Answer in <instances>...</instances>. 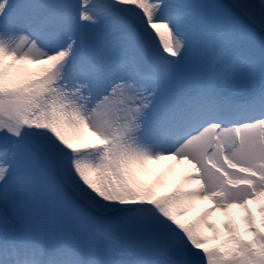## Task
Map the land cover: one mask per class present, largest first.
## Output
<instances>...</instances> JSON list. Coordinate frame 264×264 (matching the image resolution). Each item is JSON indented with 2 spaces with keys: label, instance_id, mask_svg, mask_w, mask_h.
I'll return each mask as SVG.
<instances>
[{
  "label": "snow or ice",
  "instance_id": "6c2138e0",
  "mask_svg": "<svg viewBox=\"0 0 264 264\" xmlns=\"http://www.w3.org/2000/svg\"><path fill=\"white\" fill-rule=\"evenodd\" d=\"M0 264H264V0H0Z\"/></svg>",
  "mask_w": 264,
  "mask_h": 264
},
{
  "label": "bare ground",
  "instance_id": "6f19581e",
  "mask_svg": "<svg viewBox=\"0 0 264 264\" xmlns=\"http://www.w3.org/2000/svg\"><path fill=\"white\" fill-rule=\"evenodd\" d=\"M182 166H183V164H179L175 160H172V159H167V160H163V161H151V162H149L150 172H149V174H147L145 176V179H147L149 177V175H155V174L159 175L160 177L158 178V180L163 181V184L159 190L161 192H165L168 190V188L174 182V180L171 181V177H173L175 179V178H177V176H180L182 174L181 171L179 170V168H182ZM176 169H178V170L176 171ZM188 171L189 170H186V172H188ZM193 184H194V182H188L185 184V186L186 187L193 186ZM207 206L208 205L205 204V201H197L196 202V208H194V210L190 211L189 214L194 212L195 215L197 216ZM211 215H212V217H218L221 221L226 218L223 216V214H221L219 212L212 213ZM241 216H242V211L240 209H238L236 212L237 219L240 220ZM240 224H242L241 221H240Z\"/></svg>",
  "mask_w": 264,
  "mask_h": 264
},
{
  "label": "rangeland",
  "instance_id": "374dc122",
  "mask_svg": "<svg viewBox=\"0 0 264 264\" xmlns=\"http://www.w3.org/2000/svg\"><path fill=\"white\" fill-rule=\"evenodd\" d=\"M184 164V163H183Z\"/></svg>",
  "mask_w": 264,
  "mask_h": 264
}]
</instances>
